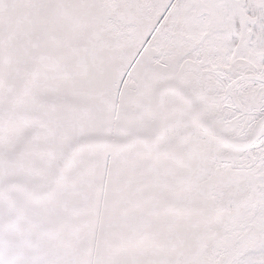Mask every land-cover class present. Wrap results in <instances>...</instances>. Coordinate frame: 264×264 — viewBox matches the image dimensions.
Listing matches in <instances>:
<instances>
[{"label":"snow or ice","instance_id":"snow-or-ice-1","mask_svg":"<svg viewBox=\"0 0 264 264\" xmlns=\"http://www.w3.org/2000/svg\"><path fill=\"white\" fill-rule=\"evenodd\" d=\"M0 264H264V0H0Z\"/></svg>","mask_w":264,"mask_h":264}]
</instances>
